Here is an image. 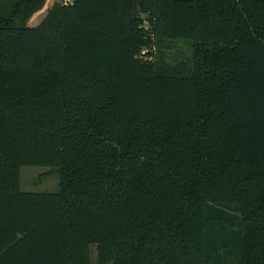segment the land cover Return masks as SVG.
I'll use <instances>...</instances> for the list:
<instances>
[{
	"label": "trees",
	"instance_id": "16d2710c",
	"mask_svg": "<svg viewBox=\"0 0 264 264\" xmlns=\"http://www.w3.org/2000/svg\"><path fill=\"white\" fill-rule=\"evenodd\" d=\"M46 2L0 15V264H264V0Z\"/></svg>",
	"mask_w": 264,
	"mask_h": 264
},
{
	"label": "rangeland",
	"instance_id": "374dc122",
	"mask_svg": "<svg viewBox=\"0 0 264 264\" xmlns=\"http://www.w3.org/2000/svg\"><path fill=\"white\" fill-rule=\"evenodd\" d=\"M15 0H0V15H7L11 12V6ZM57 0H47V5L55 3ZM46 9V8H45ZM46 10L37 12L27 23L29 27L38 26L46 17ZM148 28V24L144 25ZM153 56V62L162 66L165 70H171L173 67L185 65L186 68L192 66L193 49L192 44L184 41H173L165 39L158 42L154 36V42L150 48ZM20 185L23 191L28 192H55L60 186V172L54 167L25 166L21 168ZM175 247V246H174ZM92 261L96 264L97 248L92 246ZM177 262L180 256L175 255ZM190 264H195L192 262Z\"/></svg>",
	"mask_w": 264,
	"mask_h": 264
},
{
	"label": "water",
	"instance_id": "95a60500",
	"mask_svg": "<svg viewBox=\"0 0 264 264\" xmlns=\"http://www.w3.org/2000/svg\"><path fill=\"white\" fill-rule=\"evenodd\" d=\"M134 15L136 17H143V14L140 12V9L138 7V4L134 5Z\"/></svg>",
	"mask_w": 264,
	"mask_h": 264
},
{
	"label": "built area",
	"instance_id": "2783aa9c",
	"mask_svg": "<svg viewBox=\"0 0 264 264\" xmlns=\"http://www.w3.org/2000/svg\"><path fill=\"white\" fill-rule=\"evenodd\" d=\"M70 3H71V0H65V4H66V5H68V4H70ZM147 52H148V50H144L143 53L145 54V53H147ZM148 59L153 61V57H152V56L149 57Z\"/></svg>",
	"mask_w": 264,
	"mask_h": 264
},
{
	"label": "crops",
	"instance_id": "0c3cea01",
	"mask_svg": "<svg viewBox=\"0 0 264 264\" xmlns=\"http://www.w3.org/2000/svg\"><path fill=\"white\" fill-rule=\"evenodd\" d=\"M54 3H50L49 5H47V2H46V6L43 10H46V12L48 11L49 7H51ZM42 11V10H41Z\"/></svg>",
	"mask_w": 264,
	"mask_h": 264
}]
</instances>
